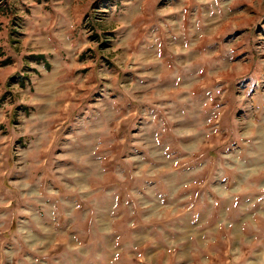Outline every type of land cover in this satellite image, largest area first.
I'll list each match as a JSON object with an SVG mask.
<instances>
[{"label":"rangeland","instance_id":"obj_1","mask_svg":"<svg viewBox=\"0 0 264 264\" xmlns=\"http://www.w3.org/2000/svg\"><path fill=\"white\" fill-rule=\"evenodd\" d=\"M0 264H264V0H0Z\"/></svg>","mask_w":264,"mask_h":264},{"label":"trees","instance_id":"obj_2","mask_svg":"<svg viewBox=\"0 0 264 264\" xmlns=\"http://www.w3.org/2000/svg\"><path fill=\"white\" fill-rule=\"evenodd\" d=\"M34 58L36 60H43L44 57L42 55H36ZM10 62H11V59H7L5 64L8 65V64H10Z\"/></svg>","mask_w":264,"mask_h":264}]
</instances>
